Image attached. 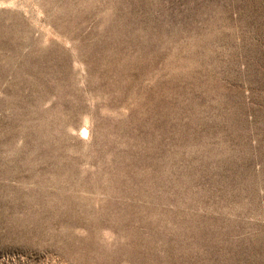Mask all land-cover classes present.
I'll return each instance as SVG.
<instances>
[{
	"label": "rangeland",
	"instance_id": "1",
	"mask_svg": "<svg viewBox=\"0 0 264 264\" xmlns=\"http://www.w3.org/2000/svg\"><path fill=\"white\" fill-rule=\"evenodd\" d=\"M0 264H264V0H0Z\"/></svg>",
	"mask_w": 264,
	"mask_h": 264
}]
</instances>
